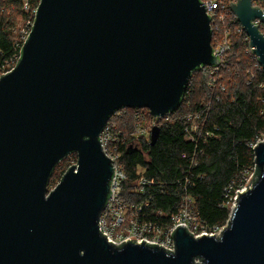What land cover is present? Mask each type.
<instances>
[{
    "label": "water",
    "instance_id": "water-1",
    "mask_svg": "<svg viewBox=\"0 0 264 264\" xmlns=\"http://www.w3.org/2000/svg\"><path fill=\"white\" fill-rule=\"evenodd\" d=\"M229 8L264 70L254 23L264 5ZM218 64L200 0H40L17 63L0 75V264H264V140L219 235L179 224L172 251L143 239L114 245L98 230L114 168L99 142L109 116L144 107L160 119L193 70ZM158 133L155 124L150 143ZM71 152L76 163L48 189Z\"/></svg>",
    "mask_w": 264,
    "mask_h": 264
},
{
    "label": "trees",
    "instance_id": "trees-1",
    "mask_svg": "<svg viewBox=\"0 0 264 264\" xmlns=\"http://www.w3.org/2000/svg\"><path fill=\"white\" fill-rule=\"evenodd\" d=\"M39 1L0 0V70L14 55V38L27 22L33 21ZM229 17H233L231 13ZM219 28L220 33L228 30L230 40L224 66L214 73L193 70L181 102L172 113L157 119L144 108L159 126L154 143H150L149 134L148 138L128 136L127 143L119 146L127 175L124 196L141 202L142 216L158 223L169 222L182 197L189 194L199 222L209 228L224 225L230 214L229 198L244 185L255 166L250 144L264 136V70L249 50L238 22L227 20ZM259 30L264 33V24ZM216 35L212 28L211 42ZM210 81L214 86L209 85ZM193 112L204 119L196 141L184 132L186 116ZM134 121H124L125 130H120L128 134ZM204 131L212 135L204 138ZM253 171L258 173L256 167ZM140 176L149 183L144 192L135 194Z\"/></svg>",
    "mask_w": 264,
    "mask_h": 264
},
{
    "label": "built area",
    "instance_id": "built-area-1",
    "mask_svg": "<svg viewBox=\"0 0 264 264\" xmlns=\"http://www.w3.org/2000/svg\"><path fill=\"white\" fill-rule=\"evenodd\" d=\"M200 1L204 4L205 12L210 15L211 37L212 28L217 34L214 38V41L211 42V47L213 55L219 59V64L214 66L204 65L200 66L198 69L201 71L210 70L211 73H214L220 67L224 66L226 61V54L230 49L228 30H225L223 33H220L219 25L223 24L227 20L230 23L238 22L235 14L229 8V2H236V0ZM252 5L259 6L260 8H262L264 5V0H252ZM23 8L27 9L26 3H24ZM35 11L36 9L33 13L34 17ZM230 13L233 16L232 18L229 17ZM33 21L27 22L28 25L22 27L19 32H17V36L14 38V46L16 51L10 61L7 62V64L5 65V68L0 70V75L7 73L14 68L15 64L17 63V59L20 56V48L22 47L25 39L27 38V35L31 31ZM254 23L258 24V26L264 24V22H261L259 19L254 20ZM246 38L248 39L247 35ZM249 50L251 51L250 46ZM209 85L214 86V83L210 81ZM260 86H262V84H260ZM140 109H144V107L133 108V110H135L133 112L136 117L132 130L128 134L123 133L122 130L118 128L116 129V125L112 121L115 116H119L121 112L125 111V107L114 111L109 116L100 133L99 142L101 149L105 156L111 159L110 162L114 166V168L112 179L110 180L109 184L111 196L107 197L105 205L99 214L98 230L102 234H105V238L108 242H113L114 245H119L122 241L130 239L131 241H133L134 239L136 242L139 243L143 239L145 240L144 243H155L164 247L165 250L169 249L172 251L174 250V241L170 233L179 224H183L186 227V230L188 232H191L192 236L194 237L200 236L202 234H214L215 236L219 235L220 231H222L227 221L224 225L214 228H209L206 224L199 222L194 209L193 199L189 194H186L182 197V203L178 208L177 212L170 217V221L160 223L143 217L142 203L133 202L129 199V196H124L123 189L127 175L125 171V165L121 161V151L119 149V146L127 143L128 136H144L148 138L152 126L156 124L155 120L151 118V120L149 121L150 123L148 125H143L141 117L143 118L144 116L141 115ZM186 120L187 122L184 125V132L189 137V139L196 141L197 135L200 134L203 129L204 119H202L201 115L198 112H193L187 114ZM134 133H136L137 135H134ZM203 133L204 138L206 136L212 135V132L210 131H204ZM261 140H264V136H262L261 138H257L254 143L250 144V146L254 148V146ZM254 168L255 166H253L252 170L248 172L251 176L254 172ZM253 177H255V175ZM247 181L248 179L246 176L244 185L241 186L239 189H236L235 193L229 198L228 203H230L231 206L230 212L236 203V197L238 196V193L242 192L251 183L250 181V183L246 186L245 184L247 183ZM148 183L149 182L144 177L140 176L136 181L134 193L138 194L139 192H144V186ZM145 204H147V202H145ZM158 214H161V212L158 211ZM194 261L200 262L198 258H195Z\"/></svg>",
    "mask_w": 264,
    "mask_h": 264
},
{
    "label": "rangeland",
    "instance_id": "rangeland-1",
    "mask_svg": "<svg viewBox=\"0 0 264 264\" xmlns=\"http://www.w3.org/2000/svg\"><path fill=\"white\" fill-rule=\"evenodd\" d=\"M140 113L141 115H143L144 117H141V121L143 125H148L151 120V117L149 116V114L146 112L145 109H140ZM135 114L133 111H124L121 112L119 116H115L112 121L114 122V124L116 125V129H122V127L124 128L123 130H125V124L124 121H128L129 118L135 120ZM143 119V120H142ZM142 125V126H143ZM129 131V130H128ZM127 132V131H126ZM134 135H137L136 133H134ZM75 152L69 153L68 155H66L64 158H62L59 162L56 163L55 168L53 170V174L52 176L49 178L48 184H47V188L51 189L53 188L59 180V177L64 173L65 168L69 167L70 165L76 163L75 161ZM251 177L250 173L247 174V179L249 180V178ZM135 190V188H134ZM229 208L230 203L228 204Z\"/></svg>",
    "mask_w": 264,
    "mask_h": 264
}]
</instances>
